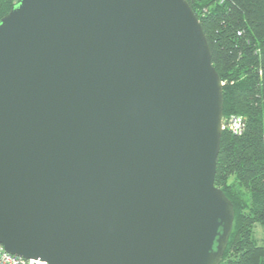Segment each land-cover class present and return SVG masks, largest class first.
<instances>
[{"label": "water", "instance_id": "obj_1", "mask_svg": "<svg viewBox=\"0 0 264 264\" xmlns=\"http://www.w3.org/2000/svg\"><path fill=\"white\" fill-rule=\"evenodd\" d=\"M222 87L186 0H17L0 19L5 251L220 264Z\"/></svg>", "mask_w": 264, "mask_h": 264}, {"label": "trees", "instance_id": "obj_2", "mask_svg": "<svg viewBox=\"0 0 264 264\" xmlns=\"http://www.w3.org/2000/svg\"><path fill=\"white\" fill-rule=\"evenodd\" d=\"M17 0H0V19ZM200 21L223 83V117L241 116V135L222 131L214 184L231 200L233 227L220 264H264V0H186Z\"/></svg>", "mask_w": 264, "mask_h": 264}, {"label": "built area", "instance_id": "obj_3", "mask_svg": "<svg viewBox=\"0 0 264 264\" xmlns=\"http://www.w3.org/2000/svg\"><path fill=\"white\" fill-rule=\"evenodd\" d=\"M222 131L227 130L233 135H241L245 130V121L241 116L229 115L223 117L221 121ZM0 264H47L44 261L25 259L16 255H12L5 251L0 244Z\"/></svg>", "mask_w": 264, "mask_h": 264}, {"label": "rangeland", "instance_id": "obj_4", "mask_svg": "<svg viewBox=\"0 0 264 264\" xmlns=\"http://www.w3.org/2000/svg\"><path fill=\"white\" fill-rule=\"evenodd\" d=\"M227 131V130H226ZM229 132V131H228ZM231 133V132H229ZM232 134V133H231ZM255 236L261 243L262 241L264 242V227L258 226L257 229L255 230Z\"/></svg>", "mask_w": 264, "mask_h": 264}, {"label": "crops", "instance_id": "obj_5", "mask_svg": "<svg viewBox=\"0 0 264 264\" xmlns=\"http://www.w3.org/2000/svg\"><path fill=\"white\" fill-rule=\"evenodd\" d=\"M261 243H264L263 241Z\"/></svg>", "mask_w": 264, "mask_h": 264}]
</instances>
